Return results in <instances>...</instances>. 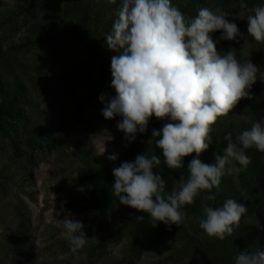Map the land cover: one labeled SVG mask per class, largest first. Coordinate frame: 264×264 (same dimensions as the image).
Instances as JSON below:
<instances>
[{
	"label": "rangeland",
	"instance_id": "1",
	"mask_svg": "<svg viewBox=\"0 0 264 264\" xmlns=\"http://www.w3.org/2000/svg\"><path fill=\"white\" fill-rule=\"evenodd\" d=\"M22 0H0V71L5 78L17 76L25 82L31 108L52 131L50 146L35 150L14 149L0 134V264H14L30 256L34 264H125L128 234L122 227L126 212L114 206L105 213L83 210L72 202L88 185L82 178L87 165L107 163L112 169L139 154L152 155L151 132L136 134L129 143L117 130L119 116L101 115L102 93L114 96L111 82L101 75V63L80 42L60 36L45 51L28 41L42 35L41 29L60 31L65 21L49 6L37 15L22 14ZM247 5L241 8L240 4ZM264 0H204V8H220L240 33L235 40L216 45L223 55L234 49L240 63L250 61L260 70L264 42L247 34V17ZM40 24L41 26H37ZM222 30L209 33L214 41ZM256 73V74H257ZM237 129L254 123L244 99L232 109ZM26 151V152H25ZM116 154L117 159L107 157ZM72 213L86 227L89 238L76 253L70 251L59 220ZM249 229L258 226L245 216ZM197 229L203 231L200 227ZM146 248L135 264H176L181 258L179 239L151 229Z\"/></svg>",
	"mask_w": 264,
	"mask_h": 264
},
{
	"label": "clouds",
	"instance_id": "2",
	"mask_svg": "<svg viewBox=\"0 0 264 264\" xmlns=\"http://www.w3.org/2000/svg\"><path fill=\"white\" fill-rule=\"evenodd\" d=\"M115 3V0H109ZM241 8H246L244 3ZM247 17V34L257 42H264V5H257ZM216 41L209 33L220 31ZM242 38L236 23L217 8H201L195 18L184 14L171 0H122L112 30L106 34L107 47L118 55L111 58V87L114 96L102 93L101 115L109 120L120 116L117 130L129 143L136 133H145L151 117L171 122L157 130L156 146L162 150L163 163L171 170L183 168V157L196 153L188 163L189 175L180 176L173 189L165 194L166 181L155 166L161 164L157 155L144 153L132 162L124 161L112 169L113 195L119 204L147 213L165 225H180L185 214L182 206L191 204L201 190L218 187L226 165L238 162L241 171L251 159L245 149L255 147L264 152V121L254 122L233 141L224 136L227 146L223 154L214 153V163H203L198 157L212 141L211 126L218 117L227 115L244 98L251 99L250 89L256 82L258 67L250 59L238 62L234 49L221 55L216 45L222 40ZM117 159L116 154L107 157ZM234 170L228 167L227 171ZM206 200H215L208 195ZM247 212L245 203L234 199L224 201L222 207L203 206L199 227L209 237L224 240L234 232ZM142 221L143 217L137 216ZM64 229L70 251L76 253L88 242L86 227L67 212L59 220ZM235 264H264V249L239 251Z\"/></svg>",
	"mask_w": 264,
	"mask_h": 264
},
{
	"label": "trees",
	"instance_id": "3",
	"mask_svg": "<svg viewBox=\"0 0 264 264\" xmlns=\"http://www.w3.org/2000/svg\"><path fill=\"white\" fill-rule=\"evenodd\" d=\"M122 0H22L18 6L22 14L37 15L49 6H54L65 21L62 30L56 32L44 27L42 35L30 39L28 42L48 51L53 42L60 36H67L80 42L88 51L95 55L101 63V75L111 82V58L118 52L110 50L105 42L106 34L112 30L116 19V12ZM184 14L185 19L195 18L199 9L204 8V0H171ZM37 26H41L37 24ZM1 48H0V58ZM250 91L251 99L244 98L245 105L254 122L264 121V53L260 59V70L256 74V82ZM28 88L25 82L17 76L5 78L0 71V134L9 139L14 149L26 148V151L50 146L52 131L48 124L39 119L31 108ZM232 112L218 117L211 126L212 141L208 149L199 155V159L206 164L214 163V153L222 155L227 142L224 136L231 134L233 141L242 133L250 129H237L231 119ZM119 120L121 117L119 116ZM171 122L168 117L163 120L154 116L150 118L147 128L152 134L153 129H161L165 123ZM137 134V133H136ZM159 137L151 135L152 155L161 159V164L155 166L154 173H159L167 183L165 194L169 193L180 176L188 177V163L196 156L192 153L183 157V168L171 170L163 163L162 150L156 146ZM238 147H241L237 142ZM25 151V152H26ZM251 163L243 170L235 169L241 166L233 161L226 165L225 174L221 177L218 187L201 190L193 203L182 206L185 218L180 225H165L150 218L147 213L119 204L118 197L113 195L112 185L114 176L112 168L104 162L87 165L82 178L88 188L72 198L73 204L83 210L95 213H105L114 206H122L126 215L122 227L128 234L125 264H135V260L146 248V238L151 229H155L165 237L179 239L182 260L176 264H235V257L239 251H255L256 245L264 249V152L255 147L245 149ZM228 167L234 170L227 171ZM208 195H214L215 200H206ZM227 199L245 203L247 212L241 217L239 224L234 226V232L224 240L209 237L199 231V218L203 216V206L222 207ZM251 216L258 226L256 232L249 229L245 216ZM137 216L143 220H137ZM14 264H34L30 256H24L14 261Z\"/></svg>",
	"mask_w": 264,
	"mask_h": 264
}]
</instances>
